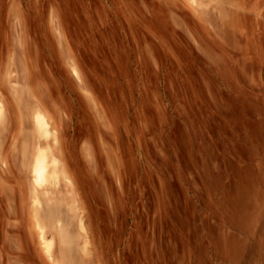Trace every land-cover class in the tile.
I'll return each instance as SVG.
<instances>
[{
  "label": "rangeland",
  "instance_id": "obj_1",
  "mask_svg": "<svg viewBox=\"0 0 264 264\" xmlns=\"http://www.w3.org/2000/svg\"><path fill=\"white\" fill-rule=\"evenodd\" d=\"M16 5L8 80L0 47V264H264V0ZM35 105L59 124L50 154L71 178L38 192L48 254L17 138Z\"/></svg>",
  "mask_w": 264,
  "mask_h": 264
},
{
  "label": "bare ground",
  "instance_id": "obj_2",
  "mask_svg": "<svg viewBox=\"0 0 264 264\" xmlns=\"http://www.w3.org/2000/svg\"><path fill=\"white\" fill-rule=\"evenodd\" d=\"M74 73L78 76V72L76 69H74ZM4 112H5V107L3 103L0 102V123H2V120L4 119ZM26 113L29 117L31 116V121L33 122V130L29 133H25L22 132L23 129L20 126L18 127L17 130L18 131L17 138L21 141V145H22L21 156L24 157L25 151H27L28 156L30 157V159H28V162L30 161L28 165L29 183H30L29 188L32 195V203H37L40 201V196L38 192H40L41 190H44L46 192V190L51 189L54 183L60 185L63 181L65 183L70 182L71 178L69 175H67L65 170L64 171L61 170L59 160L53 154H50L51 146L55 143L58 144V136H59V130L55 126V122H53V119L49 117V115L40 105H35L34 107L28 106V110ZM31 134L37 143L38 142L45 143L47 144V146L41 147L39 145L37 148L34 149L28 140V138L31 137ZM33 218H36L37 220L36 229L38 234V240L42 248L44 249L45 253L48 254L49 250H53L55 244H53V246L50 247V244L45 234L46 226L44 225L43 222L39 221L38 219L41 217L39 215V208L37 207L35 208ZM60 232L61 230H59L58 232L60 238L59 243L63 245L61 251L63 257V249H65L64 248L65 246L68 247V242L67 240L65 241V238L63 237V235L61 236ZM83 249L85 250L86 246H83ZM48 257L52 259V257L50 256ZM52 261L53 264H60L59 262H55V260Z\"/></svg>",
  "mask_w": 264,
  "mask_h": 264
},
{
  "label": "crops",
  "instance_id": "obj_3",
  "mask_svg": "<svg viewBox=\"0 0 264 264\" xmlns=\"http://www.w3.org/2000/svg\"><path fill=\"white\" fill-rule=\"evenodd\" d=\"M15 4H16V0H12V8H10L11 10L10 9H8V11L6 10V14H5L6 21H5V24L3 23V21H1V18H0V47H2V51L1 52H3V48H7L8 49L7 50V55L9 56L7 58V62L9 61L8 64H7V70H6V73L4 74V77L7 78V80L10 79V78H12V76H10V75L14 71L12 69V66L11 65L15 61V58H13V55H14V49L13 48H15L14 46H16L14 36L9 34L11 32V30L9 28L8 23H10L9 21H10L11 15L13 16L14 19L15 18L16 19L19 18L20 25L22 24V26H24L23 25V17L20 14L19 7H17L18 5H16V7L15 6L13 7V5H15ZM16 16H18V17H16ZM52 24H54V21L53 20H50V25H49V28L48 29L50 30V33L53 35V37L55 39V44H57V46L59 48V51L61 50V52H62L64 50V48H65V46L63 45V41H64V38H66V37L64 36V32L60 30V28H59L58 25L57 26H54V27H57V28H54V27H52ZM25 27H26V30H27L25 36L28 35V38H29L30 37L29 36L30 35V32L28 30V27L27 26H25ZM8 30H9V32H8ZM29 44L30 43H28V45ZM23 52H24V50H23ZM28 64H29V61H28L27 58H25V61L23 62V67H22L23 68V72H29V69H30L29 66L30 65H31V69L33 71L35 70V72H36V71H38L39 65H41V63H36V61H34V60L33 61L32 60L30 61V65L29 66H28ZM68 68L70 69V71L72 72V74L75 77H77L78 79H80V78L83 77L80 74L81 73L80 66H78L77 61L75 59H73V61L71 60L69 62ZM74 69L77 70L78 76L74 73ZM45 112L49 115V117H51L53 119V122H55V126L58 128V125L59 124L57 123L56 118L54 120V118L52 117V115H50V113H48L47 111H45ZM58 130H59V128H58ZM39 196H40V194H39ZM41 199H42V205L39 208L40 209L39 210V215H40V217L42 216V218H45L44 215H43V211H44V203H43L44 202V200H43L44 198H43V196H40V200ZM27 205H28V209H27V212H26L27 213L26 216H27V218H31V220L33 222L34 233L36 232V234H37V229H36V222H37V220H36V218H32V216H31V214H32V195L30 194L29 187H28V200H27ZM42 218H38L39 221L43 222V219ZM248 221H250L249 222L250 224L253 222L254 225H255L256 218H249ZM58 222H59V220H58ZM254 225H253V227H254ZM250 227H252V226L250 225ZM40 246H41V244H40ZM62 247H63V245H61V251H62ZM63 252H64V249H63ZM233 254L235 255V252H233ZM50 260L52 261V259H50ZM59 263L60 264H64L63 261H59Z\"/></svg>",
  "mask_w": 264,
  "mask_h": 264
}]
</instances>
